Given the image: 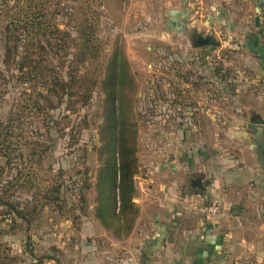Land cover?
Returning <instances> with one entry per match:
<instances>
[{"label":"rangeland","instance_id":"rangeland-1","mask_svg":"<svg viewBox=\"0 0 264 264\" xmlns=\"http://www.w3.org/2000/svg\"><path fill=\"white\" fill-rule=\"evenodd\" d=\"M247 7L0 0V264L139 263L128 239L157 215L172 182L161 181L163 164L202 152L233 157L239 120L259 109L252 95L262 90L245 80L236 47L237 9ZM201 20L221 25L207 30ZM116 58L127 70L117 114L130 127L116 135L110 164L103 86ZM124 165L125 188H134L126 204ZM109 167L116 177L104 183Z\"/></svg>","mask_w":264,"mask_h":264},{"label":"crops","instance_id":"crops-1","mask_svg":"<svg viewBox=\"0 0 264 264\" xmlns=\"http://www.w3.org/2000/svg\"><path fill=\"white\" fill-rule=\"evenodd\" d=\"M237 1L248 4L244 14L237 9V39L240 62L249 67L245 80L263 92L252 95L259 109L247 122L239 120L233 157L202 152L163 164L159 177L172 182L162 186L157 215L140 219L128 239L138 264H264V0ZM201 23L207 30L221 25ZM200 34L207 43L210 37ZM213 197L225 211L208 220L199 210L202 200Z\"/></svg>","mask_w":264,"mask_h":264},{"label":"trees","instance_id":"trees-1","mask_svg":"<svg viewBox=\"0 0 264 264\" xmlns=\"http://www.w3.org/2000/svg\"><path fill=\"white\" fill-rule=\"evenodd\" d=\"M127 77V70L125 66V62L119 61L118 58H116L110 65L109 71L107 73V77L105 79V83L103 86L104 90H107V95L109 99V103L111 104V109L108 110V119L106 122V126L104 127L105 134L108 135V138L111 137L112 140L109 142V144L106 145V150L109 154V160L110 164L112 161L115 160V152L113 150V142L116 141V135L125 137L126 136V129L130 127L129 122L127 121L126 117L124 116V113H121V110L119 108V113L117 114L116 106L120 105L119 102H121L119 93L122 92L123 84L125 83V79ZM107 129L109 132H107ZM121 138V137H119ZM124 148V147H122ZM125 166V165H124ZM121 167V180H122V186H121V202L123 204H126L129 199H131V193L134 192V188L130 185L129 190L125 188V182H126V166ZM105 181L107 180H113L116 177V169H113L109 167L108 171L106 172ZM102 181V179H101ZM103 182V181H102ZM103 188L109 189V184H104ZM130 194V196H129ZM1 202V199H0Z\"/></svg>","mask_w":264,"mask_h":264},{"label":"built area","instance_id":"built-area-1","mask_svg":"<svg viewBox=\"0 0 264 264\" xmlns=\"http://www.w3.org/2000/svg\"><path fill=\"white\" fill-rule=\"evenodd\" d=\"M237 50L240 49L239 44L237 43ZM225 211V204L220 199H213L208 204L204 205L201 208V213L206 217V219H219Z\"/></svg>","mask_w":264,"mask_h":264}]
</instances>
